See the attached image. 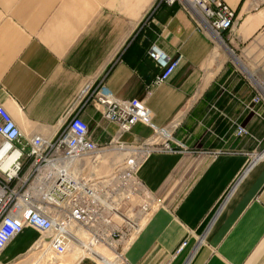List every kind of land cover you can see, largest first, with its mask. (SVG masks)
Returning a JSON list of instances; mask_svg holds the SVG:
<instances>
[{
    "label": "crops",
    "instance_id": "obj_1",
    "mask_svg": "<svg viewBox=\"0 0 264 264\" xmlns=\"http://www.w3.org/2000/svg\"><path fill=\"white\" fill-rule=\"evenodd\" d=\"M221 1L236 20L219 40L197 26L186 0H0V104L23 137L53 135L102 79L105 94L143 102L151 121L117 138L88 103L80 116L90 140L137 146L160 132L173 150L150 154L136 173L153 211L119 228L126 241L95 244L112 262L264 264V157L253 156L264 149V120L247 109L264 83V5ZM151 49L183 58L164 83ZM255 110L264 114V104ZM237 126L250 136L237 137ZM39 239L25 228L0 264H107L90 252L71 258L72 244L63 256L44 253Z\"/></svg>",
    "mask_w": 264,
    "mask_h": 264
},
{
    "label": "built area",
    "instance_id": "obj_2",
    "mask_svg": "<svg viewBox=\"0 0 264 264\" xmlns=\"http://www.w3.org/2000/svg\"><path fill=\"white\" fill-rule=\"evenodd\" d=\"M154 1L172 6L183 0ZM251 1L264 5V0ZM186 2L185 11L200 29L219 39L233 31L235 11L221 0ZM149 57L163 68L156 84L168 81L183 63L181 56L171 61L156 49L149 51ZM255 92L247 109L264 120V114L255 110L264 104V83L255 87ZM87 94L85 100L84 93L75 98L61 117L58 130L48 137H23L0 104V252L25 228L40 235L37 250L56 256L65 255L72 242H83L78 232L94 244L106 239L126 241L119 228L131 227L130 212L147 215L153 211L155 203L136 173L150 154L173 152L168 141L158 132L137 146L117 139L98 146L90 140L88 125L80 116L88 103L105 122L116 126L117 138L138 124L149 126L151 113L141 101H123L105 94L102 79ZM235 134L250 136L240 126ZM253 156L264 157V149Z\"/></svg>",
    "mask_w": 264,
    "mask_h": 264
},
{
    "label": "bare ground",
    "instance_id": "obj_3",
    "mask_svg": "<svg viewBox=\"0 0 264 264\" xmlns=\"http://www.w3.org/2000/svg\"><path fill=\"white\" fill-rule=\"evenodd\" d=\"M216 39H219L218 37ZM221 40V39H219ZM81 232H78L77 235L80 236ZM83 234V233H82ZM95 244L92 243L90 240L86 243L85 246H83V244L80 242H72L71 248H77L79 249V251H83L85 252H90L95 254L96 256L100 257V259L104 260V262H106L107 264H119V262L121 261L120 257L117 258L116 262H112L111 260L107 259L106 257L100 255L99 253H97V251L94 249ZM81 247V248H80ZM83 247V248H82ZM109 250V249H108Z\"/></svg>",
    "mask_w": 264,
    "mask_h": 264
},
{
    "label": "rangeland",
    "instance_id": "obj_4",
    "mask_svg": "<svg viewBox=\"0 0 264 264\" xmlns=\"http://www.w3.org/2000/svg\"><path fill=\"white\" fill-rule=\"evenodd\" d=\"M157 204V203H156ZM135 212V211H134ZM135 213H131L130 212V215L132 216V215H134ZM129 218V222H130V224H131V226L133 225V223L134 222H132L131 220H130V217H128ZM125 220H127V219H125ZM36 232V231H35ZM37 233V232H36ZM80 239H83V242H82V244H83V246H85L84 245V243L86 244L89 240H87L85 237V235L84 234H81L80 236H78ZM101 247H103V246H97V245H95L94 246V249L95 250H97V253H101L102 252V248ZM72 249V248H71ZM104 249V248H103ZM84 254V252L83 251H79V249H77V248H73V250H71V254H69L70 255V257L71 258H73V259H77V258H80V256H82ZM110 255H111V258H114V255L110 252Z\"/></svg>",
    "mask_w": 264,
    "mask_h": 264
}]
</instances>
